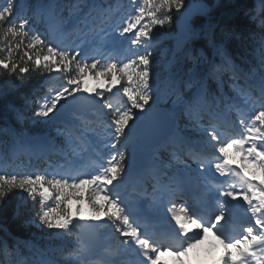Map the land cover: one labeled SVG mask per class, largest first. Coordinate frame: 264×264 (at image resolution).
<instances>
[{
    "label": "snow or ice",
    "instance_id": "obj_1",
    "mask_svg": "<svg viewBox=\"0 0 264 264\" xmlns=\"http://www.w3.org/2000/svg\"><path fill=\"white\" fill-rule=\"evenodd\" d=\"M106 4L0 2V95L23 101L15 123L0 117V212L18 192L42 233L4 230L0 264H90L96 234L110 242L103 264H190L209 233L215 264H264V0L255 15L240 0H129L119 16ZM82 96L99 107L79 135L58 127V145L30 129L76 117ZM21 152L64 163L6 172ZM89 152L91 168L78 159Z\"/></svg>",
    "mask_w": 264,
    "mask_h": 264
},
{
    "label": "trees",
    "instance_id": "obj_2",
    "mask_svg": "<svg viewBox=\"0 0 264 264\" xmlns=\"http://www.w3.org/2000/svg\"><path fill=\"white\" fill-rule=\"evenodd\" d=\"M2 2V0H0ZM21 2H25V0H21ZM29 3H34L35 0H27ZM214 2V0H212ZM243 5H246L245 10H254L253 15L259 10V0H240ZM111 5L114 8L118 7L119 12L116 14L117 16L122 15L124 12L128 11L131 7L129 4V0H107V4L105 6ZM240 23L242 25H246L250 28V30L257 34V38L261 33V28L259 27V21H253L249 17L240 18ZM175 27V26H174ZM41 30H43V26H41ZM171 41L164 39V45H170ZM38 79V78H36ZM35 82V81H34ZM227 91V89H226ZM126 102V97L123 95L122 92H119V98L114 103V105H120ZM23 105V101L20 96L12 94V93H5L0 95V117H7L10 121L15 123V116L14 113L11 112L12 108H21ZM27 115H31V109L27 110ZM87 121L84 119L83 122H77V130L80 131L82 127H88ZM3 123V120L0 119V124ZM18 126V125H17ZM30 129L36 134H44L49 133L53 137L56 138V143L58 145L63 143L62 137L56 136V129L59 125H55L54 123L49 124L48 122H42L40 124H30ZM55 128V129H54ZM63 128V127H60ZM77 134V133H76ZM236 151L234 149L231 150V156L235 157ZM60 162L64 160L63 157L59 155H50L48 160H45L43 157L37 159L36 157L30 156L24 152L19 153L15 158H9L7 160V167L6 172H19V171H32V170H43L47 167L48 162ZM253 166V165H252ZM258 169L253 166V172L257 171ZM21 203V198L18 192H14L10 196V204L6 210L0 212V236L4 235V230L11 233L12 236L18 237L22 240H27L32 238L34 235L36 237H40L42 235L40 229H38L35 225L31 223L32 217V205L29 202L26 206L19 208L18 206ZM55 202H50L49 206H54Z\"/></svg>",
    "mask_w": 264,
    "mask_h": 264
},
{
    "label": "rangeland",
    "instance_id": "obj_3",
    "mask_svg": "<svg viewBox=\"0 0 264 264\" xmlns=\"http://www.w3.org/2000/svg\"><path fill=\"white\" fill-rule=\"evenodd\" d=\"M119 12V11H118ZM118 12L116 13V14H118ZM117 94V91H116V89H113V94H110V96H109V98H110V100H111V102L114 100V98H115V95ZM90 117H92V114L90 115ZM81 120V119H83V116H76V117H73L72 116V114H70L69 115V120ZM49 124H51V123H54L52 120L51 121H47ZM60 126H61V123H60ZM59 126V127H60ZM87 128V127H86ZM55 129V128H54ZM78 134V133H77ZM91 134H89V136H90ZM52 136V135H51ZM231 150L232 149H230L229 150V152L231 153ZM105 156H106V154H105ZM237 158H238V154H236V160H237ZM78 159H80V162L84 165V166H86V167H89V168H91L92 166H94V164L92 163V166L90 165L89 166V162L91 161L86 155H84L83 157H80V158H78ZM238 160H239V158H238ZM250 166V165H249ZM257 175H259V172H257L256 173ZM82 234L85 236V238H88L89 237V235H90V231H89V226H87V225H85L84 226V228L82 229ZM208 239H209V236H208V238L201 244V245H199V246H197V248H194V249H192V250H190V252H189V254L187 255V256H185V257H183V259L185 260V261H187L188 260V257L191 255V257H193V256H195V257H197V259H200L201 261L203 260V259H207L208 257L210 258V257H213V258H216L217 257V259H219V257H220V254H221V251H222V245H221V247L220 248H218V247H215V246H212L211 244H209L207 241H208ZM164 257H166V255L164 256ZM163 257V258H164ZM174 259L176 260V258L174 257ZM179 264V263H178Z\"/></svg>",
    "mask_w": 264,
    "mask_h": 264
},
{
    "label": "water",
    "instance_id": "obj_4",
    "mask_svg": "<svg viewBox=\"0 0 264 264\" xmlns=\"http://www.w3.org/2000/svg\"><path fill=\"white\" fill-rule=\"evenodd\" d=\"M87 95V94H85ZM76 107L79 109L77 114L80 115L82 112H85V116H87L95 107H99L98 105H94L92 102L88 101L85 99V97H81L77 102H76ZM69 110H66L63 114L58 113L54 119L57 121L64 120L69 113Z\"/></svg>",
    "mask_w": 264,
    "mask_h": 264
},
{
    "label": "bare ground",
    "instance_id": "obj_5",
    "mask_svg": "<svg viewBox=\"0 0 264 264\" xmlns=\"http://www.w3.org/2000/svg\"><path fill=\"white\" fill-rule=\"evenodd\" d=\"M172 262V261H171Z\"/></svg>",
    "mask_w": 264,
    "mask_h": 264
}]
</instances>
